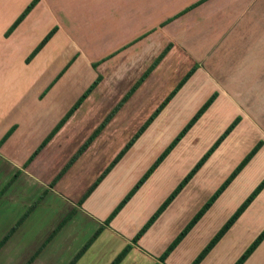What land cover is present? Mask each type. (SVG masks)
<instances>
[{"label": "rangeland", "instance_id": "1", "mask_svg": "<svg viewBox=\"0 0 264 264\" xmlns=\"http://www.w3.org/2000/svg\"><path fill=\"white\" fill-rule=\"evenodd\" d=\"M29 1L34 0H0V139L4 138V135L11 130L13 124L15 125L17 122L21 123L23 120L28 122L25 112L27 111L30 114L31 111L37 110L36 103L38 102L39 94L42 92L47 93L48 90H51L49 98L51 96L52 98L49 102L62 103L63 106L60 110L64 112V116L66 117L75 104L78 103V100L87 92L89 86L92 85L94 82H92V79H95V76L89 70V63L91 61L86 60V56L91 59L95 55L92 51H99L105 48V46L101 45L74 46L67 42L63 44L53 43L50 49L46 51L49 60L45 62L40 60L36 67L27 68L23 57L37 41V38L42 33L41 29L25 30L26 26L23 25L22 33H20L23 36H19V40L13 42L9 36L11 35L10 30L12 26L24 13L23 10ZM180 5L182 4L179 3L178 7ZM161 16L162 14L157 11L155 16V18L157 17V22L161 19ZM248 18L249 13H244L243 21H245V25L234 29L229 35L232 37L230 40L233 37L239 38L238 34L243 35L245 33L242 39L249 41ZM86 26H89V24L87 23ZM85 31L88 32L89 29ZM238 46L240 49H248V46ZM80 47L83 52V58L73 63L72 58ZM102 53H105V51L100 52V55H103ZM207 59L208 57L205 58V65ZM64 67V74L57 76ZM103 68L106 69V67ZM105 69L102 70L104 74L107 71ZM245 70H248V68ZM37 72L39 73L37 74ZM94 74L96 75V72ZM137 79L136 77L122 78L113 87L104 83L106 82L104 80V85L102 84L97 93L98 98L96 99V102H104V105L95 110L93 108L89 109L88 105L81 106L79 110L77 109L78 111L76 110L77 112L81 110L83 112L79 113L77 117L75 116L76 119L74 120L76 124L71 127L76 130L78 129L75 131L76 133L67 136V139L64 140V167L92 135L94 130L120 104L126 94V89L129 90L137 84L134 85ZM156 82L157 79L153 84ZM53 85H56L55 88H53ZM126 86L128 87L126 88ZM113 88L116 90L113 91ZM208 90L210 92V86L203 88L201 92L196 94L194 103L198 106L196 112L214 93V91L209 93ZM232 94L235 96L234 101L238 104V107L233 108L230 100L224 99L211 111L213 113L202 124L193 127L188 132L187 137L180 142L164 161L166 163L163 162L164 168L168 167L169 170L166 175L164 177L161 175L157 177L156 175L152 182L146 185L136 200L130 203L126 211L119 216L114 225H112V228L107 229L106 227L104 229L94 245L84 254L78 264H111L126 247L128 239H131L146 224L159 206L177 188L190 170L224 133L227 127L236 118H243V123L238 130L225 140L217 153L213 154L202 170L185 186L171 204L166 213L168 215L163 216L158 227L157 243H148L147 246L144 245L146 248L140 245V247L149 252V255H153L155 259L146 255V257H142L139 251L135 249L131 250L128 258L122 263L161 264L156 262L157 257H161L168 246L187 228L193 218L209 202L216 190L234 169L257 145L261 144L264 147V126H261L264 123L257 125L251 122L248 108L249 102L241 100L242 94L234 92ZM226 95L230 97L229 94ZM237 97L239 100H235ZM135 98L139 99V101L144 98H149V100H146L144 109L137 108L140 103L135 99L127 106L125 103L123 104L104 131L105 133L101 137L100 134L97 137L100 138L98 140L95 139L92 143V150L86 155L83 164L71 173V175L75 176H73V180L66 184L65 189L62 190L60 188L62 191L59 190L61 195L67 196L64 198V205H56L50 200L47 203L48 207L46 209L36 208V217L33 220L35 227L30 228L33 230L34 235H31V231H26L27 228L22 227L25 224L23 222L14 232V240L6 246L3 254L0 256V264H26L33 254L39 250H41L38 253L39 256L37 255L38 257L33 264H55L58 259L63 257L64 260L70 253L73 254L72 256H75L90 240L100 227L93 221L87 222L88 226H82L81 231L78 230L76 235L68 236L66 241L63 239L57 240L56 237L51 243L49 242V244L41 249L50 234L46 236L45 233L47 231L43 234V231H39L40 228L36 229V227L44 225L43 230H47L48 228L55 229L61 221L59 219L75 213L74 210L78 206L82 198L81 196L90 187L86 189V184L89 181L93 183L95 177H98L96 176L97 171L100 168L102 169L107 161H111L110 158L113 159L124 148L157 108V87L151 86L143 95H141V92L136 93ZM246 100L248 101V94H246ZM49 102L45 101L44 103ZM196 106L193 108L195 109ZM86 107L87 109H85ZM180 111L176 108L173 109L171 111V118L167 117L158 127L156 123L152 127L153 134H149L128 151L129 156L127 160L125 159V165H132L133 173L122 174L121 171L124 170L119 168L114 176L117 179L120 176L121 178H126L123 188L109 190L104 202L93 204L96 210L93 212L98 215L103 214L112 205L111 201H114L113 203L118 202L121 197H125L123 194L126 195L133 188L156 161L161 152L189 121L186 118L190 112L184 116ZM251 161L245 167L239 179L232 184L222 197L220 196L217 199L215 205L211 206L195 227L188 231L178 248L172 253L175 255L169 264H192L216 238L240 205L264 180V155L261 157V161H255V159L254 162L251 163ZM63 168L59 170L58 174ZM58 174L56 175L58 176ZM56 175L51 179V184L57 177ZM129 175L130 177L128 178ZM51 184L49 188H51ZM46 195L47 193L45 192L37 197V200L28 210L37 201L39 202L38 204H41ZM13 199H15L14 196ZM20 210L15 209L13 216H17ZM54 210H57V213ZM3 212L7 216L11 215L9 209L3 210ZM25 214L23 213L21 218ZM133 215H135L134 218ZM13 216H10L12 219L8 218L7 222H3L2 228L8 223H12L11 228L7 225L6 235L21 219L16 218V220L12 221ZM40 219L42 220L38 221ZM73 225L76 227L75 223ZM71 229L73 230V228ZM1 232L4 231L1 230ZM263 232L264 200H262V203L256 204L247 215L244 214L231 226L221 240L214 245L209 253L210 255H207V259L203 260L204 262L202 261L203 264H236ZM78 235L79 239L77 240ZM5 237H0V240H3ZM71 242V245H67L70 246L68 248L70 249L69 252L67 251L68 249L64 250V246ZM248 264H264V244Z\"/></svg>", "mask_w": 264, "mask_h": 264}, {"label": "crops", "instance_id": "2", "mask_svg": "<svg viewBox=\"0 0 264 264\" xmlns=\"http://www.w3.org/2000/svg\"><path fill=\"white\" fill-rule=\"evenodd\" d=\"M34 1H36V5L9 36L13 42L19 40L18 37L23 36L20 34L22 33L23 25L26 26L25 30L41 29L42 33L37 38V41L23 57L27 68L30 69L36 67L40 60L42 62L49 60L46 51L50 49V46L53 43L63 44L64 42H67L74 46H105L102 50L92 51L95 55L91 59L87 56L85 58L86 60L91 61L89 63V70L93 73V76H95V79H92V82L95 81L98 76H101L102 79L95 90L82 103L81 106L83 107L88 105L87 107H89V109L93 108L95 110L104 105V102H96V99L98 98L97 93L102 87L104 80L106 81L104 83L109 84V86L112 87L117 85L122 78L136 77L138 79L134 85L138 83V81L168 47H170L168 53L139 86L136 92L128 99V101H126V106L134 99L137 100V98H135L136 93L141 92V95H143L151 86H155L157 87L158 108L183 80V78L195 66H197V70L193 76L185 83L178 94L170 101L156 121L150 126V128L136 144H139L140 141L146 138L149 134H153L152 127H154L156 123L158 127L165 121V119H167V117L171 118V111L175 108L181 110L180 112L181 114H184V116L190 112L186 118L190 120L195 115L198 107L194 104L196 94L208 86H210V92L214 91V93H217L218 96L209 110L201 117L195 126L202 124L208 116L213 113L211 111L219 103H221V101H224V99L230 100L231 106L233 108H237L238 104L234 101L235 96L232 92L242 94L241 100L243 102H249L248 108L251 122L257 125L264 123V0ZM34 1L27 2L23 12ZM179 3L182 5L178 7ZM195 5L197 6L191 8ZM157 11L162 14L161 19L158 20V22L156 19L157 17L155 18ZM244 13H249V41L242 39L245 33H243V35L238 34L239 38L233 37V39L230 40L232 38L229 36L230 33L233 32L234 29L245 25V21H243ZM87 23L89 26H86ZM86 29H89V31L86 32ZM53 31L54 33L48 43L36 54L34 58L29 60L33 51ZM238 45L248 46V49H240ZM102 51H105V53L100 55V52ZM82 54L83 52L80 47L72 58L73 63L82 59ZM206 57H208V59L205 65ZM103 67H106V69ZM246 68H248V70H245ZM103 69L107 70L105 74L104 71H102ZM64 70L65 67L57 76L64 74ZM94 72H96V75ZM38 73L39 72H37V74ZM156 79L157 82L153 84ZM53 86V88H55L56 85ZM127 87L128 86H126V88ZM132 88L133 86L129 90L126 89L125 96ZM112 90L115 91L116 89L113 88ZM50 91L51 90H48L47 93L42 92L39 94L38 102L36 103L37 110L31 111L30 114L27 111L25 112L28 122L23 120L21 123L17 122V124H13L11 130L8 131H12L11 136L0 148V191L5 189L10 184L0 197V237L6 236L7 228H11V222V224H7L8 227L6 225L2 228V225L3 222L8 221V218L12 219L10 216H13L14 210L21 209L18 211L17 216H13L14 218L12 221L16 220V218H21V215L28 211V208L41 194H44L45 192L47 193L46 197L41 201V204H38L36 208L40 207L43 210L46 209L48 207L47 203L50 200L56 205H64V198L67 196L61 195L60 188H62V190L65 189L66 184L73 180L75 176L71 175V173L83 164L86 159V155L92 150L91 145L71 167L72 169L70 168L71 170L69 169L70 171L68 170V173H66L54 187L49 188L51 179H53V177L58 174L59 170L65 165V160L63 159L65 149L64 140L67 139V136L75 134V131L78 130L71 127L76 124L74 120L76 119L75 116L77 117L79 113L83 112L82 110L77 112L81 108L80 106L78 110L73 113L72 117L67 120L60 131L54 136V138L48 143V145L27 167L25 166L45 138L65 117L64 112L60 110L63 106L62 103H55L53 101L49 102L52 98V96L49 98ZM226 94H229L230 97ZM246 94H248V101L246 100ZM147 99L149 100V98H144L140 101L138 99L137 102H139L140 105L137 108L144 109ZM235 100H239L238 97ZM45 101H48L49 103H44ZM194 106H196L195 109L193 108ZM87 107L85 109H87ZM242 123L243 118H241V122L228 138H230L234 132L238 130ZM107 127L103 130L100 137L105 133L104 131ZM72 129L73 131L71 132ZM99 138H97V140ZM2 139H0V141ZM217 151L215 153H217ZM263 155L264 147L261 146L251 163L254 162V159L255 161H261V157H263ZM128 156L129 153L125 155L121 162L105 178V180L83 203L82 206L78 205L76 207L74 210L75 213L71 219L53 239L57 237V240L63 239L66 241L68 236L76 235L78 230L82 229V226H88L87 222L93 221L99 226L104 223L123 197H121L116 203L111 201L112 205L101 215L93 212L96 211L93 204L104 202L109 190H119L123 188L126 178H121L120 176L117 179L114 175L119 168L124 170L121 171L122 174L133 173V167H131L132 165H125ZM110 159V162L107 161L108 163L106 162L104 167L97 171L96 176H99L112 162L113 159ZM164 163L158 167L155 173L141 187L131 201L111 222L107 229L112 228V225H114L119 216L126 211V208L130 205V203H133L136 200L141 191L146 187V185L152 182L156 175L157 177H160V175L164 177L166 175L169 170L168 167L164 168ZM243 172L244 171H242L239 176H241ZM239 176L232 182V184L239 179ZM129 177L130 175L128 178ZM97 178L98 177H95L94 181ZM93 183L89 181L86 184L87 186L85 185L86 189ZM232 184L228 187V189H230ZM228 189L221 195V197L228 191ZM13 196L15 199H13ZM123 196L125 195L123 194ZM262 200H264V191L256 198L244 214L247 215L256 204L262 203ZM6 206H8V208H6ZM5 208L10 210L11 215L7 216L6 213L3 212V210H6ZM36 208L33 212H31L32 214L27 217L24 221L25 224L22 226L27 228L26 231H31V235H34L32 232L33 230L30 228L35 227L33 220L34 217H36ZM54 211L57 213V210ZM166 213L163 216H167L168 214ZM163 216L143 236V238L139 241V245L132 249H137L142 257L150 256L155 259L154 256L149 255V252H147L143 247H145L144 245L147 246L148 243H157V235L159 231L158 227L160 226ZM134 217L135 215H133V218ZM65 218L62 217L59 219V221L61 220L60 223ZM41 220L42 219L38 221ZM73 223H75L76 227ZM43 227L44 225L36 227V229L40 228L39 231H43V234L47 231L45 233L46 236H48L47 234L51 235L55 231V229L52 228L43 230ZM71 228H73V230ZM1 230L4 232H1ZM136 234L133 235L131 239H128L127 244L131 243ZM14 235L15 234H13V237L11 236L0 249V256L3 254L6 246L14 240ZM78 239L79 235L77 237V240ZM71 244L72 242L70 244H66L64 246V250L68 249L70 246L67 245ZM263 244L264 241L248 259V261L245 262V264L249 263ZM140 245L143 247H140ZM69 250L70 249L67 251L69 252ZM129 254L123 262H125ZM72 255L73 254L70 253V255H67L64 258V260L63 257L58 259L55 264H70L76 256ZM174 255L175 254H171L164 264H169ZM207 257L205 259H207ZM159 258L160 257H157L156 262H158ZM36 259L31 264H33ZM79 261H77L76 264H78ZM203 262L201 264H203Z\"/></svg>", "mask_w": 264, "mask_h": 264}, {"label": "trees", "instance_id": "3", "mask_svg": "<svg viewBox=\"0 0 264 264\" xmlns=\"http://www.w3.org/2000/svg\"><path fill=\"white\" fill-rule=\"evenodd\" d=\"M206 1V0H202ZM201 3V2H200ZM36 5V1L30 4L20 18L12 26L10 33H12L19 24L25 19L27 14L33 9ZM198 5V4H197ZM197 5L191 7L194 8ZM190 8V9H191ZM188 11V10H186ZM12 31V32H11ZM51 32L33 51L29 60L34 58L36 54L48 43L52 37ZM170 47H168L161 56L153 63L149 70L144 74V76L138 81V83L131 89V91L125 96V98L120 102V104L105 118V120L100 124V126L92 133V135L86 140V142L80 147L77 153L72 157L70 162L61 170L58 176L54 179L51 184V188L58 183V181L68 172V170L76 163V161L85 153V151L92 145V143L97 139V137L102 133V131L107 127L110 121L114 118L116 113L120 110L126 101L136 92L139 86L145 81V79L151 74V72L157 67L160 61L168 53ZM197 66H195L177 85V87L169 94V96L163 101V103L147 118L145 123L140 127V129L135 133V135L128 141L124 148L116 155L112 162L105 168V170L98 176L94 183L89 187L86 193L83 195L79 201V206H82L83 203L92 195V193L100 186V184L105 180V178L115 169V167L121 162L125 157L128 151L138 142V140L146 133L150 126L156 121L159 115L167 107L170 101L178 94L181 88L185 83L193 76L196 72ZM102 77L98 76L97 79L92 83L87 92L83 97L78 100V103L72 108L66 117H64L57 126L50 132V134L45 138L42 144L30 157L26 163V167L35 159V157L48 145V143L54 138V136L60 131L63 125L67 120L73 115V113L82 105V103L89 97V95L95 90ZM218 94L214 93L212 96L200 107V109L195 113V115L188 121V123L182 128V130L177 134V136L171 141V143L161 152L157 157L156 161L151 165V167L145 172V174L138 180V182L133 186V188L125 195V197L120 201V203L115 207L112 213L104 221V223L99 227V229L93 234L90 240L84 245L81 251L75 256L70 264H76L83 255L88 251V249L93 245V243L99 238L104 229L110 226L111 222L118 216V214L124 209V207L131 201V199L136 195V193L141 189V187L149 180V178L155 173L158 167L168 158L172 151L180 144V142L187 136L188 132L198 123L201 117L209 110L214 101L216 100ZM241 122V118H236L224 131V133L215 141V143L208 149V151L202 156V158L196 163V165L190 170V172L185 176L182 182L177 186V188L167 197V199L159 206L155 213L150 217L146 224L138 231L136 236L132 239L131 243L127 244L126 247L117 255L114 261L111 264H121L131 250L139 245V241L143 236L152 228V226L167 212L171 204L179 196L185 186L193 180L197 173L204 167V165L209 161L213 154L219 149V147L225 142L229 135L235 130V128ZM12 131L8 132L6 136L0 141L1 146L9 139ZM261 144L257 145L244 159L243 161L234 169V171L229 175V177L221 184V186L216 190L212 198L206 205L200 210L199 213L193 218L187 228L168 246L167 250L163 255L158 259L159 263L164 264L168 257L173 253V251L179 246L183 238L187 235L195 225L200 221L203 215L215 204L217 199L228 189L232 182L240 175V173L245 169V167L250 163V161L255 157L259 151ZM10 185V184H9ZM8 186L3 189L0 193V197L6 191ZM264 191V180L254 189L250 196L240 205L231 219L227 222L224 228L218 233L216 238L208 245L201 255L195 259L192 264H201L202 261L207 257L211 252L214 245L218 243L221 238L227 233L231 226L239 220V218L245 213V211L251 206V204L256 200V198ZM37 201L34 206H32L26 214L18 221L16 226H14L6 237L0 242V249L3 245L10 239L14 234L16 229L22 225V223L27 219L31 212L36 208ZM74 213L68 215L55 229V231L50 235V237L45 241L41 249H43L54 237L55 235L66 225V223L71 219ZM264 241V232L259 235L258 239L252 244V246L244 253L240 260L236 264H244L247 259L253 254V252L261 245ZM39 250L27 264H31L37 257ZM157 264V263H156Z\"/></svg>", "mask_w": 264, "mask_h": 264}]
</instances>
